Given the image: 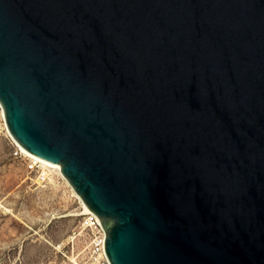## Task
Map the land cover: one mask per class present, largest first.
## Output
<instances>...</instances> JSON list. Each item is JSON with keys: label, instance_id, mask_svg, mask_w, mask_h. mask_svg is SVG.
Wrapping results in <instances>:
<instances>
[{"label": "water", "instance_id": "obj_1", "mask_svg": "<svg viewBox=\"0 0 264 264\" xmlns=\"http://www.w3.org/2000/svg\"><path fill=\"white\" fill-rule=\"evenodd\" d=\"M0 105L111 264H264V0H0Z\"/></svg>", "mask_w": 264, "mask_h": 264}, {"label": "rangeland", "instance_id": "obj_2", "mask_svg": "<svg viewBox=\"0 0 264 264\" xmlns=\"http://www.w3.org/2000/svg\"><path fill=\"white\" fill-rule=\"evenodd\" d=\"M83 212L58 171L20 151L0 106V264H79L90 241Z\"/></svg>", "mask_w": 264, "mask_h": 264}, {"label": "built area", "instance_id": "obj_3", "mask_svg": "<svg viewBox=\"0 0 264 264\" xmlns=\"http://www.w3.org/2000/svg\"><path fill=\"white\" fill-rule=\"evenodd\" d=\"M82 217L81 230L89 233L90 241L79 264H111L106 253V234L99 218L91 212Z\"/></svg>", "mask_w": 264, "mask_h": 264}, {"label": "bare ground", "instance_id": "obj_4", "mask_svg": "<svg viewBox=\"0 0 264 264\" xmlns=\"http://www.w3.org/2000/svg\"><path fill=\"white\" fill-rule=\"evenodd\" d=\"M1 106V105H0ZM2 108V107H1ZM3 110V109H2ZM3 114H4V111H3ZM7 126V124H6ZM8 129V128H7ZM13 138V137H12ZM14 139V138H13ZM16 142V141H15ZM17 143V142H16ZM18 147L20 149V151L27 157H29L30 159H32L35 163L37 164H40L45 170L49 169V170H56L59 172V174L63 177V179L66 180V182L69 184V182L67 181V179L63 176L62 174V171H61V167L60 166H55V165H52V164H49L48 162L32 155L30 152H28L26 149H24L20 144H18ZM75 193V191H74ZM76 194V193H75ZM76 196L78 197V199L80 200L82 206H83V209L85 212H83L84 214H87V213H90V209L84 204V202L81 200V198L76 194Z\"/></svg>", "mask_w": 264, "mask_h": 264}]
</instances>
